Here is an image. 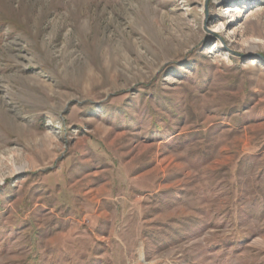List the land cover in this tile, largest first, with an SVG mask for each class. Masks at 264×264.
<instances>
[{
	"label": "rangeland",
	"instance_id": "374dc122",
	"mask_svg": "<svg viewBox=\"0 0 264 264\" xmlns=\"http://www.w3.org/2000/svg\"><path fill=\"white\" fill-rule=\"evenodd\" d=\"M0 264H264V0H0Z\"/></svg>",
	"mask_w": 264,
	"mask_h": 264
},
{
	"label": "bare ground",
	"instance_id": "6f19581e",
	"mask_svg": "<svg viewBox=\"0 0 264 264\" xmlns=\"http://www.w3.org/2000/svg\"><path fill=\"white\" fill-rule=\"evenodd\" d=\"M230 9L229 8H227V11H229Z\"/></svg>",
	"mask_w": 264,
	"mask_h": 264
}]
</instances>
